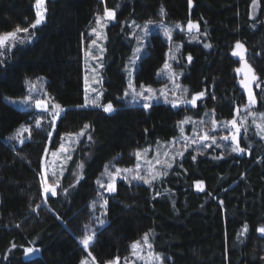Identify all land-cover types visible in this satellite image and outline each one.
I'll use <instances>...</instances> for the list:
<instances>
[{
    "label": "trees",
    "instance_id": "trees-1",
    "mask_svg": "<svg viewBox=\"0 0 264 264\" xmlns=\"http://www.w3.org/2000/svg\"><path fill=\"white\" fill-rule=\"evenodd\" d=\"M34 4L35 0H0V33L34 22ZM105 7L116 12V19L106 32L101 104L111 102L119 109L113 114L77 107L84 103L86 31ZM46 8L45 23L30 29L36 33L34 39L14 47L0 65V264H79L86 255L79 243L86 224L97 231L89 251L98 264L126 258L130 245L150 231L153 250L169 258L167 264H264V236L257 232L264 226V142L250 125V138L241 136V146L252 144L248 154L236 156L215 147L204 155L188 151L153 188L119 179L117 192L105 196L107 224L102 228L96 227L90 207L97 197L96 179L108 162L117 157L120 166L132 165L136 151L176 137L178 121L186 115L199 118L215 109L217 119L230 120L237 106L247 103L235 72L240 62L231 51L241 41L247 62L264 80V0L255 7L252 0H193L191 9L188 0H46ZM149 19L182 24L191 19L207 32L202 42L184 41L180 51L181 84L189 89L188 98L205 92L197 108L153 104L144 110L117 99L126 87L123 66L135 45L128 25ZM204 43L212 47L205 49ZM167 51L159 34L149 37L147 55L134 75L137 86L160 83L156 76ZM37 75L46 77L48 94L65 109L53 133L56 147L61 135L90 125L60 179L57 196L47 195V204L39 176L43 149H52L47 131L32 129L23 144L4 141L30 114L5 98L22 97L26 81ZM253 91L257 96L253 110L262 113L264 93L255 85ZM221 155L224 158H212ZM79 176L83 179L77 182ZM197 182L203 183L204 192L196 191ZM64 188L69 195L63 194ZM245 224L248 232L238 236ZM25 247L40 252L25 258Z\"/></svg>",
    "mask_w": 264,
    "mask_h": 264
},
{
    "label": "snow or ice",
    "instance_id": "snow-or-ice-1",
    "mask_svg": "<svg viewBox=\"0 0 264 264\" xmlns=\"http://www.w3.org/2000/svg\"><path fill=\"white\" fill-rule=\"evenodd\" d=\"M258 0H252V6H257ZM46 0H35V20L28 27L17 26L12 31H7L0 33V65L5 63L8 53H12L13 48L17 45H23L25 43H30L36 33L35 31H30L37 29L39 26L43 25L46 21ZM188 7L191 9L193 7V0H188ZM159 15L163 18L166 13L163 7H161ZM251 18V16H250ZM116 19V12L108 7H105L103 10V15L97 14L95 18V27L91 28L89 32L90 36H95V39H92L90 44L88 45V50L84 51V56L86 58H90L95 61L94 64L88 66V70L93 73L90 78L88 75H85V96L84 103L81 105H77L78 108H102L104 113L113 114L117 112L119 109L115 108L111 102L106 104H101V96L103 93L96 88H90L89 79H91L93 84H102V77L100 76L99 70L104 66V60L106 59L103 56L105 48L98 43V41H102L106 39L104 36V28L108 26V23ZM133 25L136 28L140 29L141 35L133 32L132 37H135L137 43L133 47L131 55L127 58V63L123 66V71L127 76V86L123 91V95L117 97V99H122L127 104L136 105L142 107L144 110H148L152 103L159 102L160 98L163 97V102L165 104H171L173 109H177L180 106L191 105L192 108H197V101H202L205 97V92L201 91L196 94H192L190 98H188L189 89L183 87L180 83V76L182 72H176L173 70V66L169 61L175 62L176 65H181L182 60L184 59L180 53V46L177 45L175 49L171 47L173 43V28L166 26L163 23V20L159 24H157L152 19H149L144 23L143 26L136 24L135 21L132 24H129L128 27L132 28ZM152 28H159L163 32V36L169 42V50L167 55V59L164 62L163 68L157 72V77H166L167 80L172 84V89L169 90L167 85L165 87L159 89H153L151 86H146L143 83H140L137 87V84L134 82V73L139 71V64L147 55L145 42L147 41L149 35L151 34ZM175 28L179 29L181 32L185 31V28L181 26L180 23L175 24ZM186 32L188 34L190 41H197L198 36L207 37V32H201L200 25L198 23L193 22L191 19L188 20L186 25ZM25 34L23 37L19 34ZM132 37H129L131 39ZM92 46H95L99 49V55L92 51ZM203 47L205 49H210L212 47L209 43H204ZM247 49L245 45L237 40L234 44L233 50L231 51V55L233 57H238L240 66L235 69V72L240 75L242 73L243 78L239 80L240 87L244 90V93L247 97V103L237 106L235 110V115H233L230 120H220L215 116V109L211 110V113L208 111L204 112V117H209L211 124L210 127H206L208 125V120L201 117L199 121H195L191 116H185L184 119L178 121V126L180 130V137H174L173 141H170V144H179L182 139L183 151L163 152V156L168 159L162 160L160 158V153L157 152L154 157L155 163L153 160L147 159L148 149H143V154L145 159L142 166L141 164V151L135 152V157L137 163L135 168H119L115 169V172H111L108 170V165L105 166V175H107L108 180L104 182L100 179L97 180V184L100 189H103L108 194H113L117 192V178L124 181V183L132 184V182H137V185L142 182L143 185L149 186V188H153L157 182H163L162 178L167 177L169 175V169L173 168V161L176 157H183L184 151H187L193 145L196 146L197 155H204L206 150L210 147H215L221 149L222 152H230L235 154L236 156L246 155L252 149V144H247L246 147L241 146V136L243 135L244 139L247 140L250 138V129L247 125V120L249 117H252V124L256 129V135L259 136L260 140H264V112L259 113L260 121L256 122L255 117L257 113L253 110L257 104V96L254 94L253 85L258 89L261 93H264V80H262L254 71L253 67L247 62L245 58V54ZM188 63L190 64L193 60L191 54L186 57ZM42 79V78H41ZM27 83V81H26ZM181 94L178 95L177 93ZM169 93L171 94V99L169 98ZM215 99V96L212 97ZM7 99V98H5ZM13 104H19L21 106H25L28 108L35 107L38 112L47 113V117L37 116L35 119V128H42V121L50 117V125L53 131L56 130V122L57 119L61 117L62 113L65 112V109L58 103L54 101L53 98L49 97L47 93H44L43 99H34L31 95V89L29 94L26 95L23 99L16 101H10ZM142 102V103H141ZM49 105L51 107H49ZM241 113H246V115H241ZM192 124V136H186L184 134V125ZM199 125L200 127H197ZM90 128V125L85 123L83 128L78 133L68 132L60 136V144L58 147L55 146V142L53 140V131H49L47 133L49 141L52 143V149L48 146H45L43 149L44 155H51L52 157H56L58 153H69V149L66 147L65 137H68V143H79L80 137H83L86 131ZM226 130V134H225ZM28 133L29 138L31 137V128L22 125L19 130L13 135L10 136L9 140H15L20 144L24 143L23 134ZM89 140L92 139L91 136L88 137ZM160 141H157V145H160ZM75 151V149H72ZM67 160H71L72 156L69 153L66 157ZM213 159H222L221 156H212ZM193 161H196V155L192 156ZM159 165L160 167H157ZM182 167V165H178ZM81 169H83V165H79ZM59 175H63V171L60 172ZM40 185H41V195L45 197L44 203L47 204V195L50 194L52 197L57 196V189L61 188L60 180L55 171L51 172V176L49 177L48 166L44 157L40 160ZM243 178V177H242ZM83 179V176L77 177V182ZM70 187H75V184L70 185ZM197 192H204V185L202 182H197L196 185ZM63 194L69 195V189L64 188ZM156 195L159 196L161 193L159 191L156 192ZM211 196V193H209ZM97 197L102 200V203L99 204L100 209H104L105 211L101 212V216L107 215V205L108 199L104 198L101 192H97ZM155 199V197H153ZM215 198V197H213ZM220 205L223 206V201H219ZM40 205H36V208H39ZM90 207L95 210L96 202L93 201L90 204ZM36 208H32V211H36ZM57 219H60L57 216ZM95 220L98 223L100 228L104 227L107 224L105 219H101L100 216H96ZM19 227V225H17ZM86 229L83 237L79 240V243L83 246L85 252L88 253V257H91V261L88 259H82L81 264H96L95 257L92 256V253L89 251L90 246L92 245L94 238L97 235V231L89 228V225H84ZM246 232H248V225L245 224L238 234V236H243ZM257 232L264 236V226L258 227ZM152 232H147L143 235L142 242L135 241L130 247L132 249V253L136 256L143 264H167V257H165L162 253L153 250V244L151 242ZM16 247V245H13ZM147 249L146 255L142 254L143 250ZM24 255L28 256L32 253H39V248L33 247H25L23 249ZM227 258V250L225 253ZM264 260V257H261ZM107 264H119V257H117L113 261L107 262Z\"/></svg>",
    "mask_w": 264,
    "mask_h": 264
},
{
    "label": "rangeland",
    "instance_id": "rangeland-1",
    "mask_svg": "<svg viewBox=\"0 0 264 264\" xmlns=\"http://www.w3.org/2000/svg\"><path fill=\"white\" fill-rule=\"evenodd\" d=\"M45 6H46V5H45ZM34 11H36V10H35V7H34ZM100 15H103V13H100ZM95 18H96V16L94 17V20L92 21V23L90 24L89 28L87 29V31H86V35H85V39H84V49H83L84 78H85V75H88L90 78H91L92 75H93V73L90 72V71L88 70V66L94 64L95 61L91 60L90 58H86V57L84 56V51H85V50H88V45L90 44L91 40H92V39H95V36H90V35H89V32L91 31V28H92V27H95ZM111 22H112V21H111ZM111 22L108 23V26L111 24ZM160 22H161V21L156 22V23L159 24ZM163 23H164L166 26L173 28V43H172L171 47H172L173 49H175V47H176L177 45H179V46H180V51H181V49H182V45H183L184 41H189V37H188V34H187V32H186V25H187V23H186V24H182V23H180V22L166 23L165 21H163ZM176 23H180L181 26L185 28V31H184V32H181L179 29H176V28H175V24H176ZM129 24H132V22H130ZM139 25L143 26L144 23L139 24ZM108 26H107V27H108ZM39 27H40V26H39ZM107 27L104 28V30H103V32H104V36H106ZM132 30H133V32H135V33L138 34V35H141V34H142V33L140 32V29H139V28H136L134 25H133V27H132ZM152 34H159V35L161 36L162 40L168 45V50H169V47H170L169 42H168L167 39L163 36V32H162V30H160L159 28H152V29H151V34L149 35V37H150ZM19 35H21V36L23 37L25 34L21 33V34H19ZM176 35H178L179 38L176 39ZM149 37H148L147 41L145 42L146 52H147V44H148ZM193 42H202V36H198V40H197V41H193ZM98 43L101 44V45L105 48V51H106V39H104V40H102V41H98ZM136 43H137V41H136V39H135V45H136ZM17 45H18V44H17ZM17 45H16V46H17ZM135 45H134V46H135ZM16 46H15V47H16ZM13 49H14V48H13ZM92 51H93L94 53H96L97 55H99V49H97L95 46H92ZM105 51H104V53H103V56L105 55ZM167 53H168V51H167ZM167 53H166V54H167ZM179 55H181V52L179 53ZM167 58H168V57H167V55H166V59H167ZM235 58H237V59L239 60L238 57H235ZM245 58H246V54H245ZM169 62L172 64V66H173V70H174V71H176V72H182V74H183V71L181 70V68H180L181 66H180V65H179V66L176 65L175 62H173V61H169ZM126 63H127V61H126ZM163 65H164V64H163ZM163 65H162V67L159 69V71L163 68ZM99 73H100V76L102 77V68L99 70ZM124 73H125V72H124ZM134 75H135V73H134ZM125 77H126V86H127V76H126V73H125ZM156 77H157V76H156ZM181 77H182V75L180 76V80H179V83H180V84H181ZM238 77H239V79H242V78H243L242 73H241L240 75H238ZM41 78H42V79H41ZM133 79H134V77H133ZM157 80H158L160 83H159L158 85H156V86H151L153 89H156V90L158 91L159 89L165 87V85H167V87H168L169 90L172 89L173 86H172V84L167 80L166 77H160V78L157 77ZM181 85H182V84H181ZM89 86H90V88H96V89H98L99 91H101V92L103 93V90H102V84H93L92 81H91V79H89ZM146 86H150V85H146ZM253 86H254V85H253ZM137 87H138V86H137ZM84 88H85V81H84ZM30 89H31V95L33 96L34 99H43V98H44V93H47V94H48V92H47V90H46V77L43 76V75H37V76H35L33 79H31V80H27V83H26V92H25V94H24L22 97H17V98H7V99H6V102H7L9 105L13 106L14 108H16V109H18V110H21V111H26V112H29V113H30V114H28V117H27L26 121H24L20 126H18V127H17V128H16V129L10 134V135H8V136L4 139V141H5L6 143H8V144H20V143H18L17 141H15V140H9L8 138H9L10 136H13V135L17 132V130L20 129V127H21L22 125H24V126H26V127H30V128H31V131H32V129L35 128V119L37 118V116H44V117H47V113L38 112V111L35 109L34 106L31 107V108H28V107L21 106V105H19V104H13V103L10 102V101H12V100L19 101V100L23 99L26 95L29 94ZM241 89H242V88H241ZM242 90H243V89H242ZM243 92H244V90H243ZM177 94L180 95L181 93L178 92ZM244 94H245V93H244ZM48 96L51 97L49 94H48ZM84 96H85V92H84ZM245 96H246V94H245ZM102 97H103V95L101 96L100 103L102 102ZM169 98H170V99L172 98L170 93H169ZM246 99H247V97H246ZM120 101L123 102L125 105H128V106H136V105L127 104V103H125V101L122 100V99H120ZM141 103H142V102H141ZM153 104H165V103L163 102V97L160 98V100H159L158 103L154 101V102L152 103V105H153ZM167 105L171 106V104H167ZM49 107H51V106L49 105ZM180 107H184V108H187V109H188V108H192L191 105H187V106H183V105H182V106H180ZM178 108H179V107H178ZM208 112L211 113V111H208ZM241 115H242V116H243V115H246V113H241ZM187 116H191L193 120H195V121H199V120L201 119V117H204V114H202V116H200L199 118H195V117H193L192 115H187ZM204 119L208 120V125L205 126V127H206V130H207V127H210L211 121H210V118H209V117H204ZM255 119H256V122H257V123L261 122V121H260V117H259V113H257V116L255 117ZM58 120H59V118L57 119V122H58ZM252 120H253V118H252V117H249L246 123H247L248 126L250 125V126L253 128V130L255 131V133H256V129H255L254 125L252 124ZM49 121H50V117L47 118V119H45L44 121H42V128H41V129H45V130L47 131V133H48L49 131H53L52 128H51V125H50ZM57 122H56V124H57ZM197 127H200V126L197 125ZM192 129H193V125H192V124L184 125V134H185L186 136H190V137H191V136H192ZM53 133H54V131H53ZM225 134H226V130H225ZM256 136H257V135H256ZM23 137H24V142L29 141L30 138H31V137L29 138V134H28V133H24V134H23ZM176 137H180L179 126H178V134L176 135ZM257 138H259V136H257ZM81 139H82V137H80V141H81ZM68 140H69V138H68V137H65L66 147L69 149V153L71 154V156H72V158H73V154H74V152L76 151V148H77V146L79 145L80 142H79V143H68ZM170 141H173V138H172L171 140H169V141L161 142L160 145H157V144H156V145H154V146L146 147V148L148 149V152H147V159H151V160H153V163H155L154 157L156 156V153H157V152L160 153V158H161L162 160H165V159H168V158L163 156V152H165V151H170V152H173V153H174V152H176V151H178V150H179V151H183V144H184V142H183L182 139L180 140V143H179V144H170V143H169ZM262 141L264 142V140H262ZM59 144H60V139H59V143H58L57 147L59 146ZM146 148H143V149H146ZM72 149H75V151H72ZM143 149L138 150V151H141V152H142V156H141V161H140V162H141L142 166H145V167H146V165L143 164V161H144V159H145V156H144L143 151H142ZM195 149H196V146L193 145V146L190 147L187 151H184V155H185L188 151L195 150ZM69 153H58V155H57L56 157H52V156L49 154V155H47V156L44 157V159H45V161H46V164H47V166H48L49 177L51 176V172H52V171H55L56 174H57V176H58V178H59V180H60V179L63 177V175H65V174L67 173V169H68V167H69V165H70V163H71V161H72V159H71V160H67V159L65 158ZM184 155H183V156H184ZM134 157H135V155H134ZM182 158H183V157H176V158H175V160L173 161V168H174L175 164H176L177 162H179V160H181ZM116 162H117V157H116L115 159H113L112 161H110V162H108V163L106 164V165L109 166V167H108V170H109V171H111V172H115V169H116L117 167H119V168H126V167L135 168V165H136V163H137V160H136V157H135L134 163H133L132 165H130V166H120V165L117 164ZM106 165H105V166H106ZM105 166H104V168L102 169V172L100 173V176L96 179V187L98 188V191L101 192V193L103 194L104 198H105V196H106L108 193L105 192L103 189H100V188H99V186H98V184H97V180L100 179V180H102V181H104V182H107L108 177H107V175H105ZM157 167H160V166L157 165ZM173 168H172V169H173ZM172 169H169L168 171L170 172ZM61 171H63V175H62V176L59 175ZM163 178H164V177H163ZM118 180H119V178H117V181H118ZM132 183H137V182H132ZM140 183L143 184L142 182H140ZM48 195H49V194H48ZM95 202H96V208H95V210H93V209L91 208V209H92V216H93V218L95 219L96 216H100L101 219H104L103 216H101V212L104 211V209H100V207H99V204L102 203V200H100L99 197H96V198H95ZM95 225H96V227H99V226H98V223H97L96 220H95ZM91 229H92V228H91ZM142 238H143V237H141V238H140L139 240H137V241H141V242H142ZM81 246H82V245H81ZM82 247H83V246H82ZM146 253H147V249H144L143 252H142V254L146 255ZM33 254H35V253H33ZM30 257H31V254H29L28 256H25V258H30ZM82 259H88L89 262L91 261V257H88V253H87V252H86V255H85ZM115 259H116V258H115ZM115 259H114V260H115ZM112 261H113V260H112ZM79 264H81V261H80ZM96 264H98V263L96 262ZM106 264H107V263H106ZM119 264H143V262L140 261L136 256L133 255V253H132V249H131V247H130V254H129L126 258H124V259H120V258H119Z\"/></svg>",
    "mask_w": 264,
    "mask_h": 264
}]
</instances>
